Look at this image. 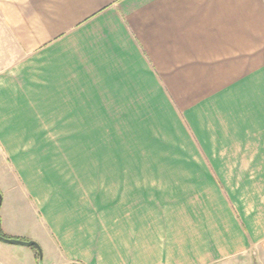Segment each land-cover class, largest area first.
I'll list each match as a JSON object with an SVG mask.
<instances>
[{
  "label": "crops",
  "instance_id": "obj_1",
  "mask_svg": "<svg viewBox=\"0 0 264 264\" xmlns=\"http://www.w3.org/2000/svg\"><path fill=\"white\" fill-rule=\"evenodd\" d=\"M0 155L47 264H264V0H0Z\"/></svg>",
  "mask_w": 264,
  "mask_h": 264
},
{
  "label": "rangeland",
  "instance_id": "obj_2",
  "mask_svg": "<svg viewBox=\"0 0 264 264\" xmlns=\"http://www.w3.org/2000/svg\"><path fill=\"white\" fill-rule=\"evenodd\" d=\"M44 130L47 131L48 129H44ZM66 130L68 131L69 129H66ZM52 131H53V129H51V132ZM77 131H78V129H77ZM5 164H6V161L2 160L0 157V221H2V217L4 218V215L7 212H9L12 215V213L14 211H16V210L21 211L23 208V203H21V201L18 200V198H19L18 191L15 189L14 186L11 185L12 183L10 182L8 175L6 174ZM4 238H7V237H4ZM8 239H15V238L8 237ZM18 240L30 241V239H25V238L24 239H18ZM35 242H37V241H35ZM38 245L40 247L41 255H42V257H41L42 261L41 262H42V264H47V260H46V257L43 255L41 245L39 243H38ZM15 247H17V246H15ZM20 249H23L24 251H28L29 253L35 252L34 248L20 247ZM22 260H23V264H37V262H38L37 259L33 260V259H31V257L29 258V261H27L26 258H23Z\"/></svg>",
  "mask_w": 264,
  "mask_h": 264
},
{
  "label": "water",
  "instance_id": "obj_3",
  "mask_svg": "<svg viewBox=\"0 0 264 264\" xmlns=\"http://www.w3.org/2000/svg\"><path fill=\"white\" fill-rule=\"evenodd\" d=\"M0 241L7 243V244H11V245H16V246H21L24 248H34L37 251L38 257H37V264H42V255H41V250L40 247L38 245L37 242L30 240V241H22V240H18V239H8V238H4L0 235Z\"/></svg>",
  "mask_w": 264,
  "mask_h": 264
},
{
  "label": "trees",
  "instance_id": "obj_4",
  "mask_svg": "<svg viewBox=\"0 0 264 264\" xmlns=\"http://www.w3.org/2000/svg\"><path fill=\"white\" fill-rule=\"evenodd\" d=\"M1 235V234H0ZM2 236V235H1ZM35 256H36V258L38 257V254H37V251L35 250Z\"/></svg>",
  "mask_w": 264,
  "mask_h": 264
}]
</instances>
